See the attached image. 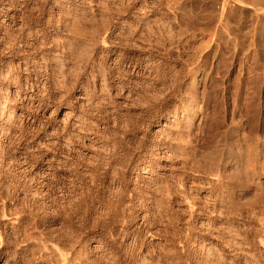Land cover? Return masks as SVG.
Masks as SVG:
<instances>
[{
  "label": "rangeland",
  "instance_id": "1",
  "mask_svg": "<svg viewBox=\"0 0 264 264\" xmlns=\"http://www.w3.org/2000/svg\"><path fill=\"white\" fill-rule=\"evenodd\" d=\"M23 1L30 2V6L21 8L19 3ZM110 1L107 0L109 7ZM100 2L0 0V8L8 4L11 9L7 12L16 13L14 21L23 24L20 29H31L34 33L35 57L40 59L28 78L40 86L43 97L48 96L52 111L49 123L59 126L48 137V146L42 147L43 150L41 146L38 150L35 133L29 129L19 132L14 127L10 136L1 135L0 264H61L56 250L66 255L63 264H264V246L259 244L264 232L258 229L257 221L264 216V189L256 190L262 194L254 198L256 201L249 200L253 192L237 191L240 204L222 213L203 209L207 200L194 191L191 174L194 171L206 177L215 174L217 166H211L202 157L186 160L176 148L170 154L162 151L155 154L151 147L157 140L156 126L166 121L164 117L170 120L174 119L173 115L183 117L186 113L183 114V107L177 101V92H173L175 88L169 90L144 74L134 78L131 66L122 60L110 63L102 59L94 43L102 31L101 21L97 13L94 18L90 11L93 8L99 11ZM69 12L77 13L74 24L80 32L65 27L63 19ZM56 21H59L57 27ZM2 33L3 28L0 29V69L5 73L9 67L7 75H20L23 72L15 67L17 49L2 40ZM21 33L22 30L13 31L12 37L19 38ZM82 33L93 42L87 49V57L71 60L47 53L56 43L58 47L61 39L71 42L72 36L79 37ZM125 49L121 51L124 55L129 53ZM209 81L197 89L201 110H195L191 119L194 143L206 152L241 144L251 155L248 168L254 167L262 154L260 144L264 142V93L260 92V99L250 108L244 106L247 103L244 96L231 95L230 106L224 111V85L215 78ZM5 83L0 77V86ZM73 121L78 124L73 125ZM62 124L67 126L66 130H61ZM93 137L97 139L95 142L90 140ZM20 153L28 155L27 165ZM144 156L154 162L151 172L139 167ZM45 159H49L46 172L42 170ZM163 183L173 190L170 188L168 193L164 188L167 193H154L156 186H164ZM184 185L191 187L188 192H192L191 201L200 209L199 214L190 216L179 205L178 192ZM218 188H213L214 193L224 192ZM11 218L17 220L10 222ZM96 243L98 248L93 247Z\"/></svg>",
  "mask_w": 264,
  "mask_h": 264
},
{
  "label": "bare ground",
  "instance_id": "2",
  "mask_svg": "<svg viewBox=\"0 0 264 264\" xmlns=\"http://www.w3.org/2000/svg\"><path fill=\"white\" fill-rule=\"evenodd\" d=\"M110 2L111 7L108 6L107 0H101V4H98L100 7L97 12L94 11V8H90L93 17L94 14L96 15L97 13L96 16L101 21L102 31L100 30L101 33L97 41H94V43L95 46H98L99 51L102 54L101 57H103L102 59L106 62L122 60L131 66V72L134 78L138 77L137 75L139 74L143 77L144 74L147 76V79L150 77L152 80H155L156 83H160L166 88L168 87L169 90L175 88L173 92H177V101H179L183 107V114L186 113L183 117H175V115H173L174 119L170 120H168L167 117H164L166 121H164L160 127L159 125L156 126L154 134H157V140L151 147L155 150V154L159 155L161 151L163 154H170L171 151L176 148L182 153V156H184L185 159L187 158L194 161L198 157H202L200 159H206L204 161H208L210 165L212 164L211 166H217L215 174L212 173L206 177L200 176L199 173L194 171H192L193 173L191 174L192 182H190L191 185L194 186L193 188H195L194 191L207 200L205 201V207L203 206L205 211H210L211 213L215 211L216 213H222L228 210L229 207H237V204H240V200L237 199L238 197L236 193L242 189L250 191V194L253 192L251 196L252 198L249 197V200H253L254 198L257 199V197L260 198L259 195L261 193L258 194L257 191H262L264 189V142L260 144L262 154H260V157L256 159L254 167L248 168L247 165L248 162L251 161V155L249 152V154L246 152L247 150H244L245 148L241 144H235L234 146L231 145L227 149H222L220 146L221 148H218L214 152L201 150V148L194 143L193 137H191V119L195 116V110H201V104L199 105L197 92L199 85H202L209 80L212 81L213 78L221 80L224 85L222 88L224 111H227L230 106L229 100H231V95L240 97L244 96L243 99L245 102L247 101L244 106L246 108H250L254 105L255 101L258 100V98L260 99V92L264 93V0H111ZM30 4V2L25 1L19 3L21 8L28 7ZM9 9H11V6L8 4L6 7L0 8V29L3 28L1 36L2 40H7L8 43L16 47L19 57L17 58L18 62L15 64V67L16 70L23 73L16 76H9L7 75L10 71L9 67L6 68L5 73L2 69H0V77L6 81L4 85L0 86V138L2 134H5L6 136L11 134L12 132L10 133V131H12L14 127L17 129L15 130L19 132L29 129L35 133V144L37 143L36 145H38V148L41 146L40 148L42 149V147L45 148L48 146V142H46L49 140L48 137L52 132L56 131L59 126L56 127V124L52 125L49 123L48 118L50 117L52 111H50L48 96L43 97V92L39 90L40 86L38 87L34 82H31L32 79L30 80V78H28L30 73L35 72L38 59H40L35 57V43L32 38L34 33L31 29H26L25 31L20 29L23 24L14 21L16 13H8L7 11ZM66 15L67 18L65 17L66 19H63L65 27H71L72 32H75L76 29L80 32L78 30L79 28H75L74 24L78 18L77 13L69 12ZM94 18H92V20ZM112 18L113 20L110 21ZM73 24L75 28H73L74 30L72 29ZM55 25L57 27L59 25V21H56ZM6 26L14 28L12 29L13 31L22 30V36H19V38H13V31L7 30ZM78 32H76V34ZM82 32L84 33L83 30ZM83 33L79 34L81 35L79 37L78 35L75 37L72 36L71 39L73 40H71V42L73 43L69 42V39H65V42L60 37L59 41L60 39L62 41H60L58 47L57 43L56 45L54 44L56 48L53 45L55 49L53 48L52 51L50 49L47 53H55L56 55H61L62 57L64 56L65 59L70 58L71 60H80L87 57V49L93 46V42L87 40V37L85 38V34ZM90 36L92 35L90 34ZM124 47L129 50V53L126 55H124V52L121 53ZM134 80L135 79H133V81ZM156 94L157 93L155 92V95ZM73 122H75L72 123L73 125L78 124L77 121ZM171 122H173L172 125L170 124ZM66 127L67 126H65V124H62L61 130H66ZM166 128L167 130H165ZM237 129H239V127ZM61 133L63 132L61 131ZM241 139L243 140L242 137ZM90 140L95 142L97 139L96 137H93ZM40 148L38 150H40ZM20 155H22V162H25L27 165L28 155L26 153H20ZM145 157L146 156L142 159L140 158L139 167H141V170L143 169V171L151 172V169L153 170L154 162ZM48 160L49 159H45V167L42 168L45 172L48 169ZM231 177H234V179ZM181 186V190L178 192V194L180 193V198H178L179 205L185 208L184 211L186 210L190 216L196 213L199 214L200 209L194 204V202H192L193 200L191 199L193 197V195L191 196L192 192L189 193V188L191 187H189V185H186V187L185 185L184 187ZM215 187L223 188L224 192L220 191L219 193H214L213 188ZM164 188H166L165 191H168L172 187H165V185L162 186V184L160 186L159 184L158 187L156 186V192L154 193L162 195ZM171 190H173V188ZM217 191L218 190L216 189V192ZM152 196L154 197V194ZM149 197H151V195ZM244 199L246 198L244 197ZM254 201L256 200L254 199ZM15 220L17 219L11 218L10 222H15ZM257 221L259 227L258 229H260L261 232H264V216L262 215V217ZM259 244L264 246V238L259 239ZM93 247L98 248L99 244L96 243ZM53 248L56 250V247ZM58 251L56 250L59 254L58 256L61 257L57 258L60 259L62 262L61 264H63L66 262L65 260H67V258H65L66 255L61 253V250Z\"/></svg>",
  "mask_w": 264,
  "mask_h": 264
}]
</instances>
